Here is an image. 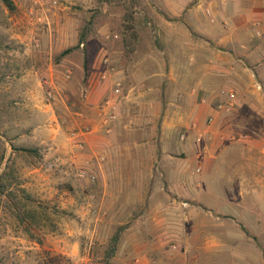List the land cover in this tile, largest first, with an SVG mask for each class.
<instances>
[{"label": "crops", "instance_id": "crops-1", "mask_svg": "<svg viewBox=\"0 0 264 264\" xmlns=\"http://www.w3.org/2000/svg\"><path fill=\"white\" fill-rule=\"evenodd\" d=\"M141 12L143 27L156 33L157 41H145L137 28L136 38L128 45L125 41L126 49H101L125 73V98L113 133L82 138L84 147L88 145L84 153L57 150L51 170L60 177L62 166L90 164L96 175L99 220L102 226L106 218L119 225L129 220L126 233L131 241L123 250L142 251L139 264H187L172 243L191 247L194 231L207 235L221 228L216 227V217L233 220L236 215L256 223L264 219V0H146ZM28 19L15 23L16 34L10 38L18 51L7 55L6 78L0 84V106L8 108L4 100H15L16 117L22 116L23 123H33L40 110L51 106L32 49L34 23ZM61 34V44L72 43L71 31ZM49 50L52 54L53 46ZM90 64L87 86L68 88L81 91L85 107L75 115L92 117L87 124L93 127L110 87L99 79L101 62L92 57ZM222 89L237 93L239 105L233 112L215 110L223 100L217 96ZM69 95L67 91L65 97ZM211 115L215 122L207 127ZM191 122L205 132L200 144ZM54 130L59 139V126ZM244 134L245 140L229 141ZM75 147L84 149L77 143ZM227 151L233 153L228 160L222 156ZM183 157L202 167L199 174L190 175L199 182L196 187L184 174L179 162ZM36 171L33 167L29 172L31 181ZM219 182L224 188L239 184L238 197L226 201L236 208H214L220 203L210 194ZM53 250L70 256L66 246Z\"/></svg>", "mask_w": 264, "mask_h": 264}, {"label": "rangeland", "instance_id": "rangeland-1", "mask_svg": "<svg viewBox=\"0 0 264 264\" xmlns=\"http://www.w3.org/2000/svg\"><path fill=\"white\" fill-rule=\"evenodd\" d=\"M12 1L13 11L0 0V84L6 78L4 61L7 55L15 56L18 51V45L10 38L16 34L15 23L29 18L34 23L32 49L41 68V83L51 79L52 87L56 88H53L50 109L40 110L33 123H23L22 116L16 117L19 109L15 108V100H4L9 104L8 108L0 106V264H104L105 251L111 238L118 233L120 240L111 264H139L136 260L143 255L142 251L123 250L131 241L126 233L129 220L119 225L106 218L102 226L98 216L100 201L96 181L81 180L76 175L87 163L82 166L72 164L68 168L62 166L60 177H55L51 162L57 150L58 153L71 149L83 153L88 150V145L82 151L77 150L72 134L90 127L87 120L92 117L75 115L85 107L84 96L79 89L70 91L68 87L87 86L92 57L98 62L106 56L111 57L101 52L106 46L126 49L128 40L130 42L138 33L137 28L142 39L155 40L157 34L143 27L145 14L141 10L146 0H58L57 5H53L52 0ZM67 29L72 32L73 41L61 44V33ZM114 35L118 39L112 38ZM83 36L87 41L81 47L79 40ZM50 46H53L52 54ZM157 46L165 48L158 42ZM67 49L71 52L61 58L60 53ZM68 71L72 72L70 79L66 77ZM124 74L120 69L118 77ZM107 85L111 87V83L107 82ZM67 91L70 99L65 97ZM2 93L0 91V100ZM56 125L59 126V139L54 138ZM35 128L36 134L33 133ZM222 156L228 160L233 153L227 151ZM191 161L183 157L179 162L188 180L196 187L199 182L190 175L198 165ZM33 167L37 170L36 179L31 181L29 172ZM66 169L70 171L68 176L63 172ZM229 174L234 172L229 171ZM223 178L224 172H220L218 179L222 181ZM222 183L219 182V188L210 194L213 201L220 203L214 207L218 212L230 210L231 206L236 208L226 201H232L240 194L239 184L224 188ZM15 209L30 217L35 239H29L25 226L15 218ZM234 217L233 220L216 217V227L221 228L207 235L194 231L190 236L191 247L184 249L182 246L175 251L183 255L187 264H264V219L256 223ZM58 246H66L70 256L53 250ZM87 259H90L88 263Z\"/></svg>", "mask_w": 264, "mask_h": 264}, {"label": "built area", "instance_id": "built-area-1", "mask_svg": "<svg viewBox=\"0 0 264 264\" xmlns=\"http://www.w3.org/2000/svg\"><path fill=\"white\" fill-rule=\"evenodd\" d=\"M53 5L58 4V0H52ZM111 38V35L108 36ZM112 38L118 39L117 35H114ZM38 46V45H37ZM81 47H84V44H81ZM102 69L99 72V79L104 83H111V87L108 90V93L100 103L98 107V120L93 127H87L84 129H80L78 131L73 132L72 139L80 140L87 135L104 132L109 135L114 131V125L120 119V109L121 104L125 98V85L122 77H118L120 74V69L114 62L111 57H104L101 61ZM72 76V72L68 71L67 79H70ZM42 85L44 86L46 92L47 101H51L54 98V91L52 87L51 79H44L42 81ZM261 89L260 86H258ZM217 96L223 100L216 104L215 110L217 112L230 113L233 112L237 106L239 105V99L237 93L232 89H222L217 93ZM215 122L214 116H209L206 122V126L209 127ZM190 129L195 132V141L200 144L203 142L205 138V132L200 128L197 122H193ZM186 139V135H182V140ZM245 135H233L229 137V141H240L245 140ZM77 147L80 149L84 148V145L81 142H76ZM202 170V167L199 165L193 175L199 174ZM69 170H64L66 175L69 174ZM78 178L81 180H93L96 181V175L92 172L90 164H87L85 168H81L77 170ZM173 250H177L179 248L177 243L171 245ZM138 263V261H137Z\"/></svg>", "mask_w": 264, "mask_h": 264}, {"label": "trees", "instance_id": "trees-1", "mask_svg": "<svg viewBox=\"0 0 264 264\" xmlns=\"http://www.w3.org/2000/svg\"><path fill=\"white\" fill-rule=\"evenodd\" d=\"M3 3L5 4V6L13 11L15 9V5L13 3L12 0H2ZM86 37L83 36L80 40H79V44H84L85 46V43H86ZM71 52V49H67V50H64L63 52L60 53V57H65L66 55H68L69 53ZM79 142H81L83 145H84V141L83 139H80L78 140ZM2 188V187H1ZM0 188V192H2ZM14 209V208H13ZM15 218L17 219V221L24 225L25 226V230L28 234V237L29 239H35V236L33 235V233L31 232V228H32V223L29 222L30 220V217L28 216H25V215H22L19 211H17L15 209ZM119 233L118 234H115L112 238H111V241H110V246L109 248L105 251V258L106 260L103 262L104 264H111V259H113V257L115 256L116 252H117V247H118V243H119Z\"/></svg>", "mask_w": 264, "mask_h": 264}]
</instances>
